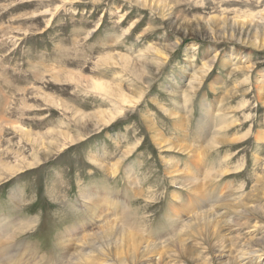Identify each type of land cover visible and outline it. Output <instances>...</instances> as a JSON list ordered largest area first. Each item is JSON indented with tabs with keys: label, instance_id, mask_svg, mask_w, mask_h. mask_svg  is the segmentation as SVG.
<instances>
[{
	"label": "rangeland",
	"instance_id": "obj_1",
	"mask_svg": "<svg viewBox=\"0 0 264 264\" xmlns=\"http://www.w3.org/2000/svg\"><path fill=\"white\" fill-rule=\"evenodd\" d=\"M136 1L139 2L0 0V161L12 166L17 162V156L30 164L38 160L32 144L21 131L43 137L50 130L77 134L84 125V138L87 137L86 142L54 155L48 162L39 159V164L44 165L40 170L15 178L3 172L4 178L1 179L5 182L0 184V220L3 219L4 228L15 233L14 240H8L9 247L5 252L9 255L3 264H61L63 253L69 254L68 245H73L76 239L102 224L95 211L108 212V219L118 221L121 218L115 214L121 203L138 212L139 218H144V223L138 220L135 225H143L141 231L145 232L147 239L162 242L170 237L173 224L170 226L167 214L173 206V193L179 196V202H175L180 206L189 194L179 185L170 187L172 182L166 178L162 150L152 144L148 132L144 135L145 129L139 118L148 114L166 139L181 143L179 141L183 139L171 126L172 122L167 121L168 114L161 108L170 113L178 112L180 110L174 109L176 105L181 109L180 114L186 116V96L182 97L178 92L184 91L190 73L199 70L202 62L208 61L215 52H219L218 58L238 54L236 50L250 53L245 43L237 42L239 38L247 44L255 36L259 42L264 39V22L260 20L264 18V0H153L163 16L143 9ZM240 21L249 22L244 30H240L237 24ZM159 52L167 55L166 63L160 60V54L157 56ZM114 53L129 56L130 64L136 68L146 62L161 61L162 65L158 73L154 70L156 74L152 77L150 89L133 107L123 109L119 123L107 129L108 126H96L98 119L90 114L114 110L116 103L70 80L73 76H82L122 84L125 89L139 90L141 87L143 91L147 76L134 79L124 69L105 64ZM251 53L255 55L251 54L245 65L257 63L251 75L254 84L256 73L264 71V49ZM220 63L221 60L214 62L211 73L220 75L221 87L225 91L249 76L242 71L228 78L230 68L237 64L230 63L222 70ZM188 64L192 67H187ZM183 71L187 76L181 79ZM208 84L206 81L201 86V96L209 95ZM256 87L251 84L239 89L237 97L227 105L231 110L239 111L230 118L240 122L229 133V139L245 137L244 141L230 145L229 152L222 148L206 156V167H220L221 162L220 169L229 171V175L216 180L212 187L228 190L233 198L247 195L257 176L264 171V141L259 148L254 139L258 131L264 133V107L256 101ZM163 90L179 97H166ZM129 95L130 92L126 91L124 97ZM47 98L87 115L79 126H75L69 115L65 113L66 118L61 109L49 104ZM199 98L194 102V110L197 102L202 101ZM198 119L195 116L185 121L191 143L200 136L195 124ZM117 133H124L122 143L116 144ZM137 141H141L139 149L125 163L132 168L133 174L125 175L122 170L115 176L110 174L121 152L133 147ZM177 154L166 156L182 170V162L188 159ZM224 157L229 160L224 161ZM92 160L103 164L107 174L96 169ZM200 172L205 174L204 170ZM16 189H20L19 195L13 192ZM87 190L107 194L106 205L101 203L99 207H91V203L82 202L79 194ZM233 230L228 238L235 239L229 240L223 248L214 244L216 240L208 246L210 250L206 255L213 264H225L226 260L220 256L226 255V251L235 247L249 231L245 228ZM189 243L197 242L190 240ZM198 248L193 249L190 258L197 256ZM164 252L169 251L165 249ZM190 258L168 257L167 261L191 264Z\"/></svg>",
	"mask_w": 264,
	"mask_h": 264
},
{
	"label": "bare ground",
	"instance_id": "obj_2",
	"mask_svg": "<svg viewBox=\"0 0 264 264\" xmlns=\"http://www.w3.org/2000/svg\"><path fill=\"white\" fill-rule=\"evenodd\" d=\"M138 1L139 2L136 1V3L143 9H148L151 12H157L158 15H161V9H159L158 5L153 0ZM260 20L264 22V18ZM248 23L246 21L237 22L240 26V30H244ZM237 42L245 43V47L250 50V53L236 50L238 54H228L226 56L223 55L222 58H218L219 52H215L208 61L202 62L199 70L189 74L184 91L178 92L182 97L186 96V105L184 106L186 109V116L180 114L181 109L176 105H174V109L180 110L178 112L170 113L165 108H161L162 112L168 114L167 116L169 118H166L167 121L172 122L170 123L171 126L174 127V130L179 134V137L183 139L181 141L178 139L181 143H172L166 139L162 131L153 123L148 114L139 118L145 129L144 135L148 132L152 144L154 146L157 145V147L162 150L161 153L164 155V157L162 156V164L165 169L166 178L172 182L170 187L179 185L182 190L189 194L185 198V205L181 204L180 206L179 203L176 204L175 202L176 200L179 202V196L173 193V206L171 209L169 208L170 212L167 214L169 219L168 222L171 223L170 226L173 224V231L171 230L170 237L162 242H155L152 241V239H147L144 236L145 232L143 234L141 231L143 225H135L138 220L140 223H144V218H139L138 212H133L125 203H121V208L118 209V212L115 214V216L119 215V218H121L118 220L119 222L113 221L115 218L113 220L108 219V215H106L108 212L104 214L103 211L102 213L95 211L99 218L102 219V221H100L102 224H100L96 230L86 232L85 235L83 234L81 239H76L73 245H68L69 254H67V252L63 253L62 258L64 260L62 263L60 261L61 264H139L140 262L146 264H171L169 263L170 261H167L168 257H173L175 259L176 257L185 256L190 258L193 254V249L195 251V248H198L199 246L197 256L194 259H188L190 260V263L213 264V262L208 260V256L206 255L207 251L210 250V248L208 249L210 243L216 240L214 244L216 243L219 247L223 248L222 246L225 243L228 242L229 244V240L232 241L235 239V237L228 238V236H230L229 234L234 232L233 229H236V231H242L244 228L249 229V231L244 233L240 242L238 241L237 243L236 241L237 244H235V247L226 251V255H221L220 259L223 258L226 260L225 264H261V262L264 261V234L259 235L261 232L264 233V171L260 176H257L252 185L251 191L247 195H239L238 198H233L232 193H229L228 190L223 191L220 189L221 187L219 190H216L215 187H212V183L229 175V171L220 169L222 166L220 164L221 162L219 163L220 167L212 165L208 168L205 166L207 162L206 156L212 153V151H217L222 148L228 150L230 145H236L244 141L245 137L229 139V133L231 130L237 128V126L240 125V122L237 123L234 118H230L234 117L239 111L231 110L227 105L231 99L233 100L234 97H237V94L241 91L239 89H243V87L246 88V86L251 84L257 86L255 90L256 101L264 107V71L256 73V79L253 84L251 81V75L254 74V66H256L257 63H248L245 65V63H247L246 61L250 59V56L253 54L255 55V53L251 52H258L264 49V39L259 42V38L255 36L250 44L241 41L240 38ZM170 49L171 48L169 47V52ZM195 49L196 48H193L192 50ZM239 52H242V54H239ZM207 53H209V50ZM159 54L160 52L157 53V56ZM160 56V60L163 61V63H166L168 59L167 55L164 56L163 54H160ZM220 60L221 65H219L222 70H224L230 63L237 64L236 67L230 68L228 78L233 74L242 73V71L246 74L249 73V76L243 78L238 85H233L226 91L223 90L221 87L222 79L220 78V75H213L211 73L214 62ZM161 61L156 63L146 62L141 68H136L130 64L129 56L120 53H114L109 56V59L105 63L106 65L124 69L126 72H129L134 79L147 76V80L143 85V91L141 87L139 90L125 89L122 84L114 85L101 80L85 79L82 76H73L70 81L83 89L90 90L93 94L102 96V98L116 103L117 107L114 110H99L90 114L96 115L95 117L98 119L96 120V126H108L107 129H110L116 125L117 122L119 123L118 120L123 114V109L133 107L143 94L146 93L145 91L150 89L153 81L152 77L156 72H159L162 65ZM189 66L192 67L188 64L187 67ZM154 70H156V72ZM186 76L187 74L183 71L180 78L183 79L186 78ZM179 79L177 78L178 81H180ZM206 81L209 82L208 87L210 93L209 95L202 94L201 96L199 91ZM126 91L130 92L128 98L124 97ZM245 92L246 91H244V93ZM163 94L166 97H179L178 94H170L167 90H163ZM210 95L211 97H209ZM245 95L246 94H242L241 96ZM205 97L210 101L207 98L204 100ZM197 98L203 102H197V109L194 110V102L197 101ZM47 100L49 104L61 109L62 114L66 116V118L67 115L65 113H67L69 115V120L73 122L75 126H79L82 123L83 117L87 115L74 108H69L61 102L54 103L52 98H47ZM195 116L197 119L199 118L196 120L197 122L195 124L200 138L198 137L194 143H191L190 138L188 137L185 121L186 119L189 121ZM83 128L84 129H78L79 132L77 131V134L60 130H50L45 137L31 132L21 131L23 137L32 144L34 151L37 153L38 160L35 163L30 164L25 159L17 156L18 160L16 163H12L14 164L12 166L7 162L0 161V184H2L1 182H5L1 179L3 172L7 173L12 178H15L22 174L40 170L44 165L39 164V159L48 162L54 155H60L66 149L86 142L87 137L84 138V130H86L84 125ZM79 134L80 136H78ZM116 135V138H118V143L116 144L122 143V140L125 139L124 133H117ZM47 138L49 139L46 140ZM51 138L52 140H50ZM254 139L260 148L264 141V133L258 131ZM140 144L141 141H137L133 147L123 150L117 159V162L113 165L110 174L115 176L117 172L122 170L125 175H132V168L130 166L127 167L125 163L132 157L135 151L139 149ZM172 153H178L188 159L187 162H182V170L177 167V163L170 162V159L168 160L166 155ZM213 153L215 155V152ZM88 157L89 159H92L90 156ZM224 159V161L229 160L225 157ZM91 162L96 164V169L107 174V170L103 167V164L96 160H92ZM202 170L205 171L204 175H201L200 171ZM8 180L9 179L6 181ZM13 192L19 195L20 189H16ZM106 196L108 195L103 194V192L102 194H98L97 192H91L90 190L82 191L79 194L80 200L89 203L88 205L91 203V207H99L101 206V203L105 204L107 202ZM133 196L136 197L137 195L135 196L134 193ZM227 202H229V204ZM112 204L114 205V203ZM192 206L195 207V209H193ZM91 213L95 215L94 212ZM183 215H186V219H183ZM2 222L3 224H1ZM31 222H34V220ZM175 225L177 226L175 227ZM14 235L15 233L13 234V232L4 228V221L1 219L0 246H2L0 251L4 252H0V264H3V262L5 263L6 258L8 259L7 255H9V252H5V250L9 247V245H7L8 240H14ZM190 240L197 243L187 244V241ZM212 247L214 246L212 245ZM62 249H64V246ZM165 249L169 252L165 253ZM186 262L184 264H186ZM263 263L264 262H262V264Z\"/></svg>",
	"mask_w": 264,
	"mask_h": 264
}]
</instances>
